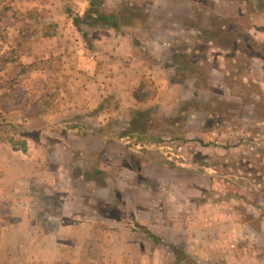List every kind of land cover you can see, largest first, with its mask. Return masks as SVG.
Returning <instances> with one entry per match:
<instances>
[{"label":"rangeland","instance_id":"374dc122","mask_svg":"<svg viewBox=\"0 0 264 264\" xmlns=\"http://www.w3.org/2000/svg\"><path fill=\"white\" fill-rule=\"evenodd\" d=\"M126 2L147 23L83 25L90 48L69 14L89 0H0L3 210L48 229L76 195L68 204L88 209L71 220L94 224L84 264H104L116 222L143 250L162 243L165 264L178 261L173 244L183 264H264V6ZM150 196L162 199L159 242L133 212L145 220Z\"/></svg>","mask_w":264,"mask_h":264},{"label":"crops","instance_id":"0c3cea01","mask_svg":"<svg viewBox=\"0 0 264 264\" xmlns=\"http://www.w3.org/2000/svg\"><path fill=\"white\" fill-rule=\"evenodd\" d=\"M99 157L102 159L100 155ZM6 182L5 179L1 180L2 187ZM6 187L0 188L1 264H84L86 261L92 260L88 257V246L92 239L94 224L89 220L78 223L71 220L74 214L88 209L84 203L77 206L68 204V198H71L72 201L76 195L70 194L68 198H64L66 199L62 208V214L65 216L64 221H60L56 225L52 223L46 229L33 218L26 220L21 208L13 207L10 214L3 210L2 200L8 199L11 195ZM155 193L158 194V192ZM159 194L160 197H163L161 190ZM150 197L144 203L148 215L145 220L141 219L140 214H142L143 208L140 205H134L133 212L139 224L155 234L154 229L159 228L157 221L159 220V224H161L164 220L161 209L162 199L156 200L153 196ZM6 210L9 211V209ZM32 210L31 208L29 212ZM8 215L13 216L9 219ZM120 224L121 222H116L114 227L116 230L121 228L123 231H114L113 235L106 237L103 241V244L106 245L102 258L105 261L104 264H165V258L161 253L162 243H156L155 250L151 248L143 250L138 247L136 242V235L139 232Z\"/></svg>","mask_w":264,"mask_h":264},{"label":"trees","instance_id":"16d2710c","mask_svg":"<svg viewBox=\"0 0 264 264\" xmlns=\"http://www.w3.org/2000/svg\"><path fill=\"white\" fill-rule=\"evenodd\" d=\"M231 1H238V2H245V3H252V0H231ZM260 6H264L263 0H255ZM263 2V3H261ZM105 3V0H89V6L87 10L85 11L84 15L81 16L79 14H71L72 22L76 29L82 33V36L88 45V47L91 48L92 42L89 35V32L87 30H84L82 28L83 25L88 26H95V25H104L109 28H112L116 31H119L122 27H130V26H137V25H144L148 21V15L147 13L137 7L132 2H126L123 3V0H120V3L118 4L117 8L115 10H112L111 12H107L103 10V5ZM264 8V7H262ZM260 29H264L263 27ZM134 97L138 101H145L146 96L141 95L140 92H135ZM138 115L144 118V121H148V116L146 115V112H138ZM146 129V128H145ZM30 137H32L33 140L39 141V135L37 133H30ZM140 139H151L149 136L148 138L146 136H140ZM18 142H13V146L16 147ZM21 149L23 151L27 150L28 143L26 140L20 141ZM102 184H106L105 181L102 182ZM143 232H145L147 235L152 237L155 241L159 242L161 241V238H159L157 235L152 233L150 230L143 228ZM172 250L174 251L178 261L176 264H183L182 263V256H184V251L178 248L176 245H171Z\"/></svg>","mask_w":264,"mask_h":264}]
</instances>
